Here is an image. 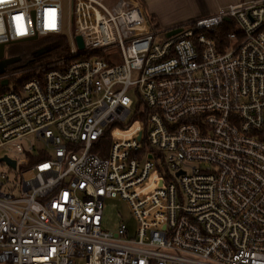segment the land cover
<instances>
[{"label": "built area", "instance_id": "obj_1", "mask_svg": "<svg viewBox=\"0 0 264 264\" xmlns=\"http://www.w3.org/2000/svg\"><path fill=\"white\" fill-rule=\"evenodd\" d=\"M72 16L62 64L0 74V264H264V0L171 36L136 0ZM60 33L62 0H0L5 52Z\"/></svg>", "mask_w": 264, "mask_h": 264}, {"label": "crops", "instance_id": "obj_2", "mask_svg": "<svg viewBox=\"0 0 264 264\" xmlns=\"http://www.w3.org/2000/svg\"><path fill=\"white\" fill-rule=\"evenodd\" d=\"M162 29L186 25L195 19L216 14L222 7L242 0H140Z\"/></svg>", "mask_w": 264, "mask_h": 264}, {"label": "rangeland", "instance_id": "obj_3", "mask_svg": "<svg viewBox=\"0 0 264 264\" xmlns=\"http://www.w3.org/2000/svg\"><path fill=\"white\" fill-rule=\"evenodd\" d=\"M136 1L143 4L140 0H136ZM62 6H63V32L71 40L74 34L73 16H72V0H62ZM153 22L159 29H162L161 27L158 26L157 22L155 21ZM159 37L164 38V34H160ZM15 44H18V43L7 45L4 59L6 60V62H11L14 58H18V61L10 64L9 66L17 65L21 67L27 61L28 55L27 53H25V50L22 46L15 45ZM72 47H75V46L72 44ZM46 62H51V61L48 60ZM37 71H41V70L37 68ZM7 87L12 89L14 87V82L11 81L7 85ZM6 153H7V150H5L4 148L0 149V156ZM104 213H105V216H104L103 225L105 229L116 231L117 227L121 223H125L131 230H135L137 227V221L131 214L130 206L124 200H121L118 198L107 200L105 202Z\"/></svg>", "mask_w": 264, "mask_h": 264}, {"label": "trees", "instance_id": "obj_4", "mask_svg": "<svg viewBox=\"0 0 264 264\" xmlns=\"http://www.w3.org/2000/svg\"><path fill=\"white\" fill-rule=\"evenodd\" d=\"M231 29L232 26L225 22L218 26L211 36L217 40H221V42H225L226 34ZM15 45L22 46L28 55L27 61L21 67L27 69V72L34 73L37 71V68L43 72L44 70L58 67V63L52 64L54 60H60L62 64L63 60H66L69 56L71 40L65 33H60L49 34L34 41L21 42ZM48 60L51 62H46ZM69 60L70 58L67 59V61ZM21 67L11 65L9 68L20 69Z\"/></svg>", "mask_w": 264, "mask_h": 264}, {"label": "water", "instance_id": "obj_5", "mask_svg": "<svg viewBox=\"0 0 264 264\" xmlns=\"http://www.w3.org/2000/svg\"><path fill=\"white\" fill-rule=\"evenodd\" d=\"M183 29V26L182 25H179V26H175L174 28H169L167 29V35L168 36H171L173 34H176L178 32H180L181 30ZM31 40H37V37H33L30 39ZM75 40L79 46L80 49H84V41H83V38L81 35H76L75 36ZM5 44H0V74L4 73L6 71V68L18 61V58H14L11 62H6V60L4 59V55H5ZM9 82L7 79H4L2 80V85H7ZM1 160H5L7 162H9L10 164H12L13 166L16 164L15 160H12L8 157H2Z\"/></svg>", "mask_w": 264, "mask_h": 264}]
</instances>
